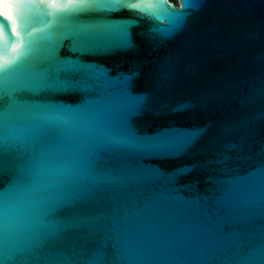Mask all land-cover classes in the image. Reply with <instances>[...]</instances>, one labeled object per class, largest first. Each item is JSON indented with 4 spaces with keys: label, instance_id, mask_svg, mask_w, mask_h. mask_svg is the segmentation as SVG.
<instances>
[{
    "label": "water",
    "instance_id": "95a60500",
    "mask_svg": "<svg viewBox=\"0 0 264 264\" xmlns=\"http://www.w3.org/2000/svg\"><path fill=\"white\" fill-rule=\"evenodd\" d=\"M162 2L0 0V264H264V0Z\"/></svg>",
    "mask_w": 264,
    "mask_h": 264
},
{
    "label": "snow or ice",
    "instance_id": "6c2138e0",
    "mask_svg": "<svg viewBox=\"0 0 264 264\" xmlns=\"http://www.w3.org/2000/svg\"><path fill=\"white\" fill-rule=\"evenodd\" d=\"M194 2L195 0H185V5L186 7L191 8L194 6ZM113 3H118L124 7L129 8L132 11L140 12L142 14L148 15L149 17L154 16L158 9L164 7L162 0H153L152 3H148L146 5L138 3L137 0H113ZM101 6H105V5L101 3ZM4 26L5 25L3 23H0V27H4ZM15 63H16L15 59L11 62L5 61L4 63H0V73L5 71L10 64H15ZM0 83H2V76H0ZM0 117H2L3 120L5 121V114L2 111H0ZM41 122L53 127L58 126V124L49 120H42Z\"/></svg>",
    "mask_w": 264,
    "mask_h": 264
},
{
    "label": "flooded vegetation",
    "instance_id": "af4514ba",
    "mask_svg": "<svg viewBox=\"0 0 264 264\" xmlns=\"http://www.w3.org/2000/svg\"><path fill=\"white\" fill-rule=\"evenodd\" d=\"M176 3H179V0H174Z\"/></svg>",
    "mask_w": 264,
    "mask_h": 264
},
{
    "label": "trees",
    "instance_id": "16d2710c",
    "mask_svg": "<svg viewBox=\"0 0 264 264\" xmlns=\"http://www.w3.org/2000/svg\"><path fill=\"white\" fill-rule=\"evenodd\" d=\"M174 1V0H173Z\"/></svg>",
    "mask_w": 264,
    "mask_h": 264
}]
</instances>
